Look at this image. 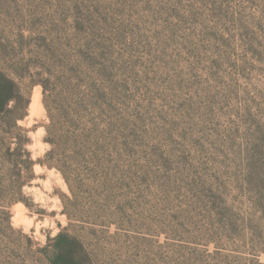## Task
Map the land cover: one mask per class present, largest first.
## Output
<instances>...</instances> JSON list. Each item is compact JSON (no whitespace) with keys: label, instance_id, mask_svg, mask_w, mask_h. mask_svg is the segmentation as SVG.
<instances>
[{"label":"rangeland","instance_id":"rangeland-1","mask_svg":"<svg viewBox=\"0 0 264 264\" xmlns=\"http://www.w3.org/2000/svg\"><path fill=\"white\" fill-rule=\"evenodd\" d=\"M35 2L61 25L53 35L83 88L112 85L126 115L108 204L82 193L81 218L58 225L83 242L89 257L79 260L261 264L264 0ZM7 206L0 264H51L58 234L35 243L10 227Z\"/></svg>","mask_w":264,"mask_h":264},{"label":"trees","instance_id":"trees-1","mask_svg":"<svg viewBox=\"0 0 264 264\" xmlns=\"http://www.w3.org/2000/svg\"><path fill=\"white\" fill-rule=\"evenodd\" d=\"M61 30L42 3L0 0V201L23 199L20 188L32 178L23 147L30 141L17 121L28 114L31 91L41 87L45 140L53 145L44 162L65 177L71 196L64 213L72 220L84 213L82 193L108 204L127 151V121L115 87L83 88L78 64L53 35ZM53 242L51 264H83L79 259L89 257L81 239L66 231Z\"/></svg>","mask_w":264,"mask_h":264},{"label":"clouds","instance_id":"clouds-1","mask_svg":"<svg viewBox=\"0 0 264 264\" xmlns=\"http://www.w3.org/2000/svg\"><path fill=\"white\" fill-rule=\"evenodd\" d=\"M41 122H47V115L41 103L40 89L34 90L28 114L17 125L26 130L30 142L24 144L31 163L32 178L20 188L23 199H17L6 207L9 224L14 231L28 236L35 243L44 246L49 236H56L58 225L67 222L61 197L58 193L69 192L63 173L44 161L53 145L45 140L48 132ZM27 201V203H26ZM264 264V255L260 258Z\"/></svg>","mask_w":264,"mask_h":264}]
</instances>
